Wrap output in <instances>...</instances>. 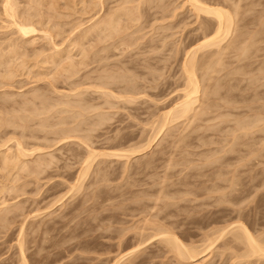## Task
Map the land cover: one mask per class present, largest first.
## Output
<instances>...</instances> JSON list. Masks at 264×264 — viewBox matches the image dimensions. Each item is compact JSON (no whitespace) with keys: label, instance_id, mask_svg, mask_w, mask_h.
<instances>
[{"label":"rangeland","instance_id":"374dc122","mask_svg":"<svg viewBox=\"0 0 264 264\" xmlns=\"http://www.w3.org/2000/svg\"><path fill=\"white\" fill-rule=\"evenodd\" d=\"M98 1L10 0V7L14 5L11 20L2 10L6 0H0V122H13L0 125V152L16 156L17 145L22 143L25 152L34 150L32 155L28 151L32 157L25 158V153L21 169L11 174L2 169L0 160V264H114L123 256L120 264H264L263 257L247 255L246 245L232 235L231 229L240 222L264 245V0H203L231 12L232 34L221 44L223 51L212 48L198 53L203 66H197L201 67L197 70L200 96L195 107L202 118L192 113L197 120L193 115L188 121L173 120L161 135L156 131L159 124L165 123L164 114L184 94L185 53L212 26L198 20L189 6L183 8L184 0H135L131 6L139 5L141 19L134 23L126 17L121 23L126 29L120 33L127 35L132 46L121 45L125 36L121 38L120 34L116 36L120 39L110 36L111 40L107 32L92 33L83 40V49H89L90 55L84 60L80 46L74 48L73 43L94 24V19L107 15L123 0H102V9L99 4L90 7V2ZM28 14L34 15L35 27L41 31L34 44L31 40L22 43L15 26L12 28L11 21H20ZM54 24L62 33L49 40L42 31H52ZM116 39L120 43H113ZM228 44L230 47L225 48ZM10 49L16 51L11 54ZM57 50L71 53L72 62H86L85 66L77 64L79 75L70 78L61 70L70 63L64 53L57 60L61 65L58 68L36 65ZM217 52L221 53L214 54ZM40 54L45 55L36 57ZM205 54L214 57L204 58ZM22 60L25 69L20 66ZM13 67L18 74L8 83L3 77ZM44 71L46 76H38L37 72ZM126 88L134 89L136 95L121 92ZM104 92H114L115 99ZM128 96L136 101L129 103L125 100ZM100 115L106 118L102 121ZM72 126L85 133L73 132ZM63 130L73 133H69L72 137L68 141L60 142ZM123 134L127 138L122 139ZM155 136H159L157 141L148 147ZM83 142L89 146L87 149L101 152L146 146L147 150L140 149L141 153L132 156L130 162L96 157L82 182L78 176L88 155ZM164 229L187 247H197L201 257L196 261L179 258L170 244L158 237ZM222 229L227 233L218 239L216 231ZM208 239L215 241L212 250L208 248L211 251L205 250L211 246L206 244H210ZM137 246L142 247L136 251Z\"/></svg>","mask_w":264,"mask_h":264},{"label":"bare ground","instance_id":"6f19581e","mask_svg":"<svg viewBox=\"0 0 264 264\" xmlns=\"http://www.w3.org/2000/svg\"><path fill=\"white\" fill-rule=\"evenodd\" d=\"M9 2H10V0H8ZM7 0H6V4H4V9H2V10H5L4 12L6 13V17L7 16H9V18L12 20V17H13V15H11L12 14V12H13V7H14V5H13V7L11 8L10 6V3H12V2H10L9 4L7 3L8 2ZM33 1V0H32ZM37 1V0H36ZM48 1V0H47ZM97 1V0H96ZM35 2V1H34ZM33 2V3H34ZM46 2V1H45ZM99 3H95V2H90V7L91 6H97V4H99L100 5V7L101 6H104V2L102 1V0H99L98 1ZM121 2V3H120ZM134 2H135V0H123V1H119V5H118V7L117 8H115V9H110L109 10V12L107 13V15H103V17H101L99 20H95L94 18V24L90 27V28H88L86 31H85V33L83 34V36H80V38H77V40L73 43L74 44V48H75V46H80L78 49L80 50V53L82 54V58L85 60L86 58H88L87 56L89 55L88 53V51H89V49L88 50H85V49H83L84 47H83V40L85 41V39H88V35H92V33H96V32H98V34H100L101 35V32H107V36L108 37H110V36H112V37H114L115 36V38H117V39H120V37H116V36H118L122 31L121 30H123V29H126L125 27V25H123V26H121V23L122 22H124L123 21V19H126V17L129 19H127L128 20V22L129 21H131V22H139V20L141 19V17L139 18V10H140V8H139V5H137V7H132L133 5L132 4H134ZM3 3H5V2H3ZM24 3V2H23ZM27 3V2H26ZM29 4L31 3L30 1L28 2ZM27 3V4H28ZM32 3V5H35V4H33ZM36 3V2H35ZM41 3H43V2H41ZM41 3H40V5H41ZM54 3V2H53ZM141 3V2H140ZM37 5H38V3H36ZM44 4V3H43ZM49 4V3H48ZM86 4V3H85ZM115 4H116V2H115ZM26 5V4H25ZM132 5V6H131ZM141 5V4H140ZM31 6V5H30ZM46 6V5H45ZM83 6H84V3H83ZM186 6H189L190 7V9H191V11L195 14V16H196V18L198 19V20H202L204 23H207L208 24V26L210 25V26H212V28H210V30L209 31H206L203 35V38L202 37H200V38H202V40H199L200 42L195 46V47H193L192 49H188L187 50V52L185 53V57H184V59H183V63H182V71H183V74H184V77H185V88L183 89L184 90V94L182 95V97L180 98V100H179V102H177V104L175 105V107L174 108H172V110H170V111H168V113H166V114H164L165 115V117L167 118L166 120L167 121H165V117H163V125L161 126L160 124H159V126L160 127H158L159 128V130H158V128L156 129V130H158V131H156L157 132V134L156 135H161L162 134V131L163 130H165L164 128L166 127V126H168V123L169 122H171L172 123V121L173 120H178V119H180L181 121L185 118V119H187L189 116H191V115H193L194 116V114H192V113H195V114H197V115H195L194 117L196 118V116H197V118L198 117H201V116H199V114H200V110L198 109V113L196 112L197 111V107H195V106H197L196 105V103H197V101L199 100V98H198V96H200L199 95V93H200V84H199V79H198V76H197V70L199 69H197V66H198V63H200V61H199V59H197V56H198V53L200 54V53H203V52H206V51H204V50H211L212 48H217V51L219 50V51H223V49L221 48V44L224 42L225 43V41L227 40V38L229 37V35L230 34H232V26H233V21H234V17H233V15L231 14V12H229V10H227V9H225V8H223V7H220V6H212V5H208L207 3H204L203 2V0H184V4H183V8L184 7H186ZM29 7V6H28ZM32 7V6H31ZM39 7V6H38ZM43 7V6H42ZM53 7H54V5H53ZM15 8H16V6H15ZM18 9H19V7H17ZM50 8H51V6H50ZM180 8V7H179ZM13 9V10H12ZM33 9V8H32ZM49 9V8H48ZM95 9V8H94ZM94 9H90L91 11H95ZM101 9H102V7H101ZM104 9V8H103ZM39 10V9H38ZM42 10V9H41ZM47 10V9H46ZM88 10H89V6H88ZM100 10V9H99ZM136 12H135V11ZM16 11V10H15ZM22 11V10H21ZM28 11V10H27ZM32 11V10H31ZM37 11V10H36ZM84 11V10H83ZM103 11V10H102ZM3 12V14H5ZM11 12V13H10ZM20 12V11H19ZM38 12V11H37ZM53 12H55V11H53ZM87 12V11H86ZM85 12V13H86ZM98 13H99V11H97ZM139 12V13H138ZM14 13V12H13ZM25 13V12H24ZM23 13V14H24ZM93 13V12H92ZM136 13H137V15H136ZM18 14V13H17ZM21 14V13H20ZM33 14V13H32ZM37 14V13H36ZM40 14V13H39ZM67 14V13H66ZM142 14V13H141ZM14 15H16V14H14ZM29 15V14H28ZM21 16V19H20V21L18 20V21H15L14 19V21H11L12 22V28H13V26H15L14 28L16 29V32H17V35H20L21 37V39H22V43H24V44H26V43H28L30 40L32 41L30 44H34L33 42L35 41V36L37 35V33L39 32L37 29H36V25H35V20H33L34 19V15H29V16ZM41 15V14H40ZM99 15V14H98ZM101 15V14H100ZM18 16V15H17ZM42 16V15H41ZM53 16V15H52ZM95 16V15H94ZM15 17V16H14ZM19 17V16H18ZM38 17H40L39 15H38ZM37 17V18H38ZM64 17H66V16H64ZM98 17V16H97ZM125 17V18H124ZM173 17V16H172ZM17 18V17H16ZM35 18H36V15H35ZM42 18V17H41ZM48 18H50V17H48ZM55 18H57V17H55ZM60 18V17H59ZM5 19V18H4ZM8 19V18H7ZM10 19H8V20H10ZM43 19H44V16H43ZM6 20V19H5ZM17 20V19H16ZM41 21H42V19H40ZM55 20V19H54ZM127 20H125V21H127ZM174 20V19H173ZM39 21V20H38ZM40 21V22H41ZM45 21V20H44ZM59 21V20H58ZM96 21V22H95ZM7 22H9V21H7ZM11 22H9V23H11ZM14 22V23H13ZM39 22V23H40ZM49 22V21H48ZM127 22V23H128ZM130 22V23H131ZM56 23V22H55ZM198 23V22H197ZM211 23H213V24H211ZM38 24V23H37ZM50 24V23H49ZM53 24V23H52ZM58 24V23H57ZM125 24V23H124ZM132 24V23H131ZM131 24H129V25H131ZM139 24V23H138ZM203 24V23H202ZM207 24H206V26H207ZM60 25V24H59ZM76 25V24H75ZM83 25V24H82ZM133 25V24H132ZM41 26V25H40ZM54 26H55V24H54ZM77 26H79L80 27V25H77ZM128 26V25H127ZM205 25H204V27H203V29L206 27ZM3 27V26H2ZM9 28H11V26H8ZM60 27V26H59ZM62 27V26H61ZM129 27V26H128ZM54 28H58V27H54ZM54 28L52 29V31H51V29H50V32L49 31H42V33H44V34H46V36L45 37H50L49 38V40H54L55 39V37L56 36H60V34L62 33L61 32V30H59V28L55 31L54 30ZM73 28H74V26H73ZM6 29V28H5ZM76 29V28H75ZM132 29V28H131ZM206 29H208V28H206ZM14 30V29H13ZM54 30V31H53ZM77 30V29H76ZM129 30V29H128ZM236 30H238V29H236ZM15 31V30H14ZM80 31H82V30H80ZM84 31V30H83ZM124 31V30H123ZM127 31V30H126ZM125 31V32H126ZM130 31V30H129ZM203 31H205V29L203 30ZM203 31H202V33H203ZM41 32V31H40ZM39 32V33H40ZM74 32H75V30H74ZM73 32V33H74ZM100 32V33H99ZM38 33V34H39ZM127 33V32H126ZM134 33V32H133ZM238 32H236V34H237ZM125 34V33H124ZM122 35V36H127L126 34L125 35ZM245 34V33H244ZM106 35V34H105ZM119 36H121V34L119 35ZM122 36H121V38H122ZM241 36H243V35H241ZM245 36V35H244ZM44 37V36H43ZM44 37V38H45ZM99 38H100V36H98ZM101 37H105V36H101ZM107 37V38H108ZM124 37V38H125ZM235 37H238V35L237 36H235ZM234 37V38H235ZM240 37V36H239ZM19 38V39H20ZM124 38H122V41H121V45H125V46H127V47H130V46H132L129 42H128V39H127V37L125 38V39H127V41L124 39ZM129 38H130V36H129ZM247 38H249V37H247ZM105 39H106V37H105ZM109 39H111L112 40V38L110 37ZM114 39V38H113ZM116 39V40H117ZM124 39V40H123ZM237 39V38H236ZM235 39V40H236ZM48 40V39H47ZM102 40V39H101ZM238 40H240L239 38H238ZM243 40V39H242ZM245 40V39H244ZM247 40V39H246ZM15 41V40H14ZM72 41V40H71ZM105 41V40H104ZM106 41H107V39H106ZM232 41V40H231ZM231 41L229 42V44H231ZM3 42V41H2ZM98 42H100V40L98 41ZM102 42V41H101ZM114 42H118V40L117 41H113V43ZM233 42V41H232ZM243 42V41H242ZM245 43H246V41H244ZM6 43V42H5ZM16 43V42H15ZM19 43V42H18ZM21 43V44H22ZM118 43H120V41L118 42ZM223 43V44H224ZM236 43V42H235ZM240 43V42H239ZM11 44V43H10ZM20 44V43H19ZM71 44V43H70ZM72 44V45H73ZM85 44V43H84ZM117 44V43H116ZM133 44V43H132ZM229 44H228V46L227 47H225V48H229L230 46H229ZM237 44H238V41H237ZM241 44V43H240ZM2 45V44H1ZM0 45V47H2ZM7 45V44H6ZM15 44H13L12 43V46H14ZM54 45V44H53ZM118 45V44H117ZM117 45H114V48L116 47L117 48ZM123 45V46H124ZM239 45V44H238ZM17 46V45H16ZM16 46H14L15 48H16ZM22 46V45H21ZM113 46V45H112ZM11 48V47H10ZM14 48V49H15ZM61 48V47H60ZM72 48V47H71ZM93 48H94V46H93ZM8 49H9V47H8ZM17 49H18V47H17ZM22 49V48H21ZM20 49V50H21ZM24 49V48H23ZM22 49V50H23ZM12 49H10V52H11V54H12V52H13V50L11 51ZM19 50V49H18ZM17 50V51H18ZM229 50V49H228ZM1 51H2V49H1ZM8 51V50H7ZM6 51V52H7ZM16 51V50H15ZM14 51V52H15ZM34 51V50H33ZM54 51V50H53ZM67 51V50H66ZM73 51V50H72ZM103 51H104V48H103ZM214 51V50H213ZM225 51H227V50H225ZM224 51V52H225ZM9 52V51H8ZM13 52V53H14ZM23 52H24V50H23ZM209 52V51H208ZM207 52V53H208ZM212 52V51H211ZM3 53V52H2ZM62 53H64L63 51H60V50H57V51H55V53L54 54H52V55H48V57L47 56H42V54H40V56H37L36 55V57H38V58H40L41 56L43 57L38 63L39 64H37L36 63V65H40V63H41V65L42 64H50L51 66H56L57 68L59 67V66H61L58 62H57V60H58V58L60 59V57H62ZM73 53V52H72ZM218 53H221V52H217V53H214V54H218ZM15 54H17V53H15ZM19 54V53H18ZM24 55L25 54H27V53H23ZM23 54H19L20 56L21 55H23ZM71 53H69V52H67V54H63V55H65V57H67V60H68V62H70L68 65L66 64V66L64 67V65L62 66V67H64V69L61 67V70L62 71H64L66 74H68V76H69V74H70V78H72V77H74L79 71H80V69L79 70H76V66H77V64H80V66H85V64L84 63H86L85 61H83V59H82V62H78V63H75L74 61H75V59H74V61L72 62V58H71V55H70ZM90 54H92V53H90ZM208 54H210V52L208 53ZM8 55V54H7ZM18 55V56H19ZM207 54H205V57L204 56H201V57H204V58H207V56H209L210 58L211 57H214V55H207ZM222 55V54H221ZM9 56V55H8ZM12 56V55H11ZM10 56V57H11ZM90 56V55H89ZM3 57V56H2ZM4 57H7V56H4ZM30 57V56H29ZM74 57V56H73ZM13 58V57H12ZM12 58H11V60H12ZM16 58V57H15ZM22 58V57H21ZM20 58V59H21ZM0 59H3V58H0ZM202 59V58H201ZM200 59V60H201ZM215 59H217V58H215ZM10 60V61H11ZM16 60V59H15ZM24 60V59H23ZM23 60H22V62H23ZM66 60V59H65ZM208 60V59H207ZM219 60V59H218ZM221 60V59H220ZM78 61V60H77ZM202 61V60H201ZM206 61V60H205ZM210 61V60H209ZM7 62V61H6ZM20 62V61H19ZM28 62V61H27ZM33 62H34V60H33ZM66 62V61H65ZM68 62H66V63H68ZM84 62V63H83ZM220 62V61H219ZM15 63V62H14ZM73 63H75L76 65H74ZM83 63V64H82ZM208 63V62H207ZM212 63H213V61H212ZM1 64H3L2 63V60H1ZM201 64H203V63H200V66H203V65H201ZM204 64H206V63H204ZM216 64V63H215ZM6 65V64H5ZM9 65H10V63H9ZM14 65V64H13ZM18 65V64H17ZM34 65V64H33ZM87 65V64H86ZM207 65V64H206ZM20 66H22V68L23 69H25V67L27 66L26 65V63L25 62H23V64L22 65H20ZM19 65H18V68L20 67ZM7 67H9L8 65H7ZM16 67V66H15ZM44 67V66H43ZM205 67V66H204ZM34 68V67H33ZM37 68V67H36ZM10 69H12L11 67H10ZM200 69H201V67H200ZM199 69V70H200ZM7 70V69H6ZM5 70V71H6ZM18 70V69H17ZM210 70V69H209ZM19 71V70H18ZM32 71V70H31ZM57 71V70H56ZM7 73H5L6 75H4V79L5 78H7V80L9 81L10 79H12L13 77H15V73L17 72V71H14V67H13V70H9V71H6ZM48 72V71H47ZM212 72H214V71H212ZM211 72V73H212ZM2 74V73H1ZM4 74V73H3ZM17 74H18V72H17ZM37 74H38V76H46L47 74L45 73V71L44 72H37ZM80 74V72L78 73V75ZM49 75H51V74H49ZM54 75V74H53ZM3 76V75H2ZM35 76V75H34ZM77 76V75H76ZM75 76V77H76ZM54 77V76H53ZM68 77V79H70ZM1 78V77H0ZM38 78V77H37ZM211 77H209V79H210ZM2 79V78H1ZM14 79V78H13ZM12 79V80H13ZM39 79V78H38ZM49 79V78H48ZM47 79V80H48ZM201 79V78H200ZM205 79V78H204ZM208 79V78H207ZM3 80V79H2ZM1 80V81H2ZM6 80V79H5ZM42 80V79H41ZM209 81V80H208ZM54 82V81H53ZM201 82V81H200ZM2 83H4V82H2ZM8 83H11L10 81L8 82ZM111 84V83H110ZM1 85V84H0ZM112 85V84H111ZM2 86V85H1ZM104 86V85H103ZM108 86V85H107ZM100 87H101V85H100ZM117 87V86H116ZM115 87V88H116ZM103 88V87H102ZM109 88H112V87H110V85H109ZM122 88V87H121ZM133 88V87H132ZM202 88V87H201ZM112 89H114V88H112ZM118 89H120V88H118ZM102 90V89H101ZM134 90V89H133ZM132 89H125L124 91L122 90L121 92H123L124 94H132L133 95V93H135L134 95H136V91L134 92ZM206 90V89H205ZM205 90H203V91H205ZM208 90V89H207ZM99 91V90H98ZM103 91V90H102ZM111 91V90H110ZM116 91H117V89H116ZM115 91V92H116ZM79 92V91H78ZM79 94V93H78ZM103 94V93H102ZM203 94V93H202ZM103 95H105V96H108V95H110V97H111V95H112V97L114 96V92H110V94H108L107 95V93H105L104 92V94ZM131 95V96H132ZM78 96V95H77ZM119 96V95H118ZM202 96H204V94L202 95ZM2 97V96H1ZM45 97V96H44ZM104 97V96H103ZM111 97V98H112ZM115 97L116 96H114L113 98L115 99ZM124 96H122V97H120V98H123ZM126 97V96H125ZM129 97V96H128ZM108 99H106V100H109V97H107ZM38 99V98H37ZM4 100V99H3ZM45 100H47V99H45ZM112 100V99H111ZM117 100H119V99H117ZM126 101H128L129 103H132L133 101H136V100H134V98L133 97H129V98H126L125 99ZM124 100V101H125ZM44 101V100H43ZM42 101V102H43ZM123 101V100H122ZM202 101V100H201ZM200 102V101H199ZM46 103V102H45ZM108 103V102H107ZM126 103V102H125ZM204 103V102H203ZM63 104V103H62ZM62 104H60V105H62ZM133 104V103H132ZM26 105V104H25ZM44 105H47V103L46 104H44ZM64 105V104H63ZM65 105L66 106H68L66 103H65ZM208 105V104H207ZM114 106V105H113ZM45 107H47V106H45ZM62 107V106H61ZM71 107V106H70ZM73 107V106H72ZM7 108V107H6ZM40 108V107H39ZM41 108H44V106L43 107H41ZM51 108V107H50ZM67 108V107H66ZM65 108V109H66ZM73 108H75V107H73ZM81 108V107H80ZM44 109H47V108H44ZM203 108H201V110H202ZM37 110V109H36ZM49 110V109H48ZM43 111V110H42ZM65 111V110H64ZM68 111V110H67ZM72 111V110H71ZM70 111V112H71ZM34 112V111H33ZM47 112H49V111H46V113ZM69 112V111H68ZM202 112H204V111H202ZM207 112H208V110H207ZM29 113V112H28ZM51 113V112H50ZM49 113V114H50ZM65 113H66V111H65ZM73 113V112H72ZM75 113V112H74ZM73 113V114H74ZM77 113V112H76ZM5 114V113H4ZM33 114H35V113H33ZM41 114V113H40ZM55 114V113H54ZM100 114H102L101 112H100ZM202 114H204V113H202ZM201 114V115H202ZM8 115V114H7ZM32 115V114H31ZM80 115H82V114H79V117H80ZM84 115H85V113H84ZM104 115V114H103ZM107 115V114H106ZM105 115V116H106ZM42 116V115H41ZM66 116V115H65ZM69 116V115H68ZM89 116V115H88ZM108 116V115H107ZM205 116V115H204ZM0 117H1V114H0ZM8 117V116H7ZM11 117V116H10ZM31 117V116H30ZM44 117H45V115H44ZM67 117V116H66ZM99 117H101V115L99 116ZM94 118V117H93ZM104 118H106V117H104ZM103 117H101V120L102 119H104ZM189 118H192V117H189ZM197 118H196V120H197ZM202 118V117H201ZM40 119V118H39ZM44 119V118H43ZM62 119H63V116H62ZM80 119V118H79ZM78 119V120H79ZM86 119V118H85ZM162 119V118H161ZM193 119V118H192ZM192 119H190V120H192ZM10 119H8V121H9ZM22 120V119H21ZM27 120V119H26ZM66 120V119H65ZM78 120H76V122L78 121ZM80 120H82V119H80ZM107 120V119H106ZM106 120H104V121H106ZM111 120V119H110ZM180 120H179V122H180ZM189 119H187V121H188ZM203 120V119H202ZM1 121H3V120H1ZM6 121V120H5ZM3 121V122H0V125L3 123V125H1V126H5V124H7L8 122L6 121ZM12 121V120H11ZM11 121H9L10 123H8V124H13V122H11ZM45 121V120H44ZM48 121V120H47ZM87 121V120H86ZM86 121H85V123H86ZM98 121V120H97ZM103 121V120H102ZM102 121H98V122H102ZM158 121V120H157ZM15 122V121H14ZM25 122V121H24ZM28 122V121H27ZM76 122H74V123H76ZM83 122V121H82ZM184 122V121H183ZM192 122H193V120H192ZM19 123V122H18ZM17 123V124H18ZM40 123V122H39ZM45 123H47L46 121H45ZM92 123V122H91ZM105 124H106V122H104ZM104 123H101V124H104ZM155 123V122H154ZM161 123V122H160ZM171 123H169V125L171 124ZM178 123V122H177ZM15 124V123H14ZM42 124V123H41ZM78 124H80V126H82V123H77L76 125L78 126ZM94 124L95 123H93V127H94ZM98 124V123H97ZM104 124V125H105ZM162 124V123H161ZM176 124V123H175ZM187 124V123H186ZM192 124V123H191ZM40 125V124H39ZM48 125H50V124H48ZM47 125V126H48ZM63 125V124H62ZM65 125V124H64ZM71 125V124H70ZM85 125H88V124H85ZM104 125H103V127H104ZM107 125V124H106ZM152 125V124H151ZM155 125H157V124H155ZM178 125V124H177ZM15 126V125H14ZM17 126V125H16ZM43 126H45L44 125V123H43ZM43 126H41V127H43ZM77 126H76V128H77ZM80 126H78L79 128H82V127H80ZM90 126V125H89ZM98 125H96V127H97ZM101 126V125H100ZM100 126H98V128L100 127ZM172 126V125H171ZM191 126V125H190ZM13 127V126H12ZM25 127V126H24ZM46 127V126H45ZM55 127H56V125H55ZM72 127H74V126H72ZM88 127V126H87ZM91 127H92V125H91ZM95 127V128H96ZM102 127V126H101ZM153 127H155V126H153ZM153 127L151 128V130H154L153 129ZM189 127V126H188ZM1 128L2 127H0V130H1ZM5 128H8V127H5ZM26 128V127H25ZM27 128H28V126H27ZM30 128V127H29ZM37 128V127H36ZM48 128V127H47ZM58 128V127H57ZM247 128V127H246ZM15 129V128H14ZM66 129V128H65ZM100 129V128H99ZM103 129V128H102ZM171 129V128H170ZM188 129V128H187ZM55 130V129H54ZM61 130V129H60ZM66 130H68V129H66ZM73 132H76V133H79V131H82L83 132V130L84 129H76V131H75V127H74V129H71ZM65 131V130H63V131H65V133H64V135H63V133H60L59 131H58V134L60 133V135L62 134V136H60V137H62V140H60V142L61 141H63V140H67L68 138H70V137H72V134H71V136L69 135V133H71L72 131ZM169 130V129H168ZM62 131V132H63ZM89 131V130H88ZM93 131V130H92ZM1 132V131H0ZM57 132V131H56ZM72 132V133H73ZM87 132V131H86ZM97 132V131H96ZM15 133V132H14ZM84 133H85V130H84ZM89 133V132H88ZM92 133H95V131L94 132H92ZM110 133V132H109ZM159 133H161V134H159ZM15 135V134H14ZM85 135V134H84ZM3 136V135H2ZM73 136H75V135H73ZM83 136V135H82ZM91 136V135H90ZM123 136V138L122 139H125V138H127L126 136H125V134H123L122 135ZM151 136V135H150ZM153 136H154V133H153ZM11 137V136H10ZM75 137H77V135L75 136ZM78 137H80V136H78ZM157 137H159V136H155V137H153V140H151L150 141V139H149V143H147L148 145V147H150V146H152L151 144H155V140L156 139H158ZM83 138V137H82ZM117 138V137H116ZM150 138H152V137H150ZM183 138V137H182ZM59 139V138H58ZM57 139V140H58ZM61 139V138H60ZM80 139V138H79ZM132 139V138H131ZM8 140V139H7ZM10 140V139H9ZM70 140V139H69ZM80 140H84V139H80ZM116 140V139H115ZM117 140H118V138H117ZM12 141V140H11ZM10 141V142H11ZM24 141V140H23ZM68 141V140H67ZM87 141V140H86ZM157 141V140H156ZM180 141V140H179ZM8 142V141H7ZM17 142V141H16ZM63 142H65V141H63ZM80 142H82V141H80ZM90 142V141H89ZM3 143V142H2ZM84 143V142H83ZM126 143V142H125ZM16 144V143H15ZM23 144V143H22ZM22 144H18L17 145V151L16 152H18V150H19V152H18V154L16 153V156H12V154H11V156L10 155H8L6 152H0V154H1V158H0V160H1V163H2V169H4V171L5 170H8V173H12V171H14L16 168H19V166L21 167L22 165H20V164H22V162L24 161L23 160V158L25 157V153L27 154V157H25V158H28V155H30L29 154V152H31V155H32V152H34V150L33 151H31V149H30V151L28 152L27 150H26V152H25V150H23L22 148H24V147H22L23 145ZM88 144V143H87ZM121 144V143H120ZM20 145H22V146H20ZM82 145H84V146H86L85 148L87 149V147H89L88 145H86L85 143L84 144H82ZM139 146V145H138ZM147 146H146V148H144V147H136V149L134 148V149H126V150H122V151H105V152H101V151H97V150H94V149H87L88 151H87V154L88 155H85V157H86V159L84 160V162L82 163L83 165L81 166V170H80V173H79V181H82L83 182V180L82 179H84L83 177H85L86 175H88V174H86L87 172H88V170H89V168H92V167H90L91 165H92V163H93V160L94 159H96V157L97 158H102V157H106V158H108V159H117V160H120L121 161V159H125L126 161H128V162H130V160L132 159V156H135V155H138V154H140L141 153V150H142V152H144L145 150H147ZM21 147V148H20ZM11 147H9V149H10ZM15 148V147H14ZM92 148H93V146H92ZM138 148V149H137ZM143 148V149H142ZM25 149V148H24ZM34 149V148H33ZM37 149V148H36ZM40 149V148H39ZM38 149V150H39ZM96 149V148H95ZM141 149V150H140ZM12 150V149H11ZM38 150H36V151H38ZM8 151V150H7ZM35 151V152H36ZM40 151V150H39ZM6 153V154H5ZM37 153V152H36ZM143 154V153H142ZM30 155V157H32ZM33 156H34V154H33ZM84 157V158H85ZM21 159H22V162H21ZM37 159V158H36ZM38 159H40V158H38ZM46 159V158H45ZM26 160V159H25ZM97 160V159H96ZM125 160H122V161H125ZM34 160H32V162H33ZM37 161V160H36ZM48 161V160H47ZM54 161V160H53ZM43 162V161H42ZM50 162V161H49ZM49 162H47V164L49 163ZM81 162H82V160H81ZM128 162H126V163H128ZM210 162V161H209ZM26 163V162H25ZM36 163V165L39 163V162H35ZM34 163V164H35ZM50 163H53V162H50ZM24 164V163H23ZM27 165H28V163H26ZM32 164V163H31ZM34 164H33V166H34ZM45 164H46V162H45ZM30 165V164H29ZM44 165V164H43ZM42 165V166H43ZM51 165V164H50ZM1 166V165H0ZM38 166H40L39 164H38ZM38 166H36V167H38ZM46 166H48V165H45V167ZM93 166V165H92ZM166 166V165H165ZM24 167V166H23ZM22 167V168H23ZM26 168H27V166H25ZM50 167V166H49ZM1 168V167H0ZM30 168H32V167H30ZM19 169H21V168H19ZM19 169H18V171H19ZM33 169H34V167H33ZM40 169H41V167H40ZM46 169V168H45ZM17 170V169H16ZM15 170V171H16ZM25 170V169H24ZM23 170V171H24ZM27 170V169H26ZM25 170V171H26ZM29 170V169H28ZM35 170V169H34ZM47 170V169H46ZM1 171V170H0ZM10 171V172H9ZM40 171H42V170H40ZM40 171H39V173H40ZM221 171V170H220ZM2 173H3V171H1ZM33 171H31V173H32ZM35 172H36V170H35ZM38 172V171H37ZM28 173H29V171H28ZM41 173H43V172H41ZM33 174H35V173H33ZM20 176V175H19ZM31 176V175H30ZM164 176H166V175H164ZM17 177V176H16ZM8 178V177H7ZM166 180V179H165ZM77 182V184L78 183H80V182ZM231 181V180H230ZM79 185V184H78ZM12 186V185H11ZM15 186V185H14ZM26 186V185H25ZM215 186H218V185H215ZM214 186V187H215ZM2 188V187H1ZM76 188V187H75ZM211 188V187H210ZM218 188H220V185H219V187H217L216 189H218ZM233 188V187H232ZM7 189V188H6ZM5 189V190H6ZM9 189V188H8ZM14 189V188H13ZM16 189V188H15ZM24 189V188H23ZM215 189V188H214ZM70 190H72L71 188H70ZM2 191V190H1ZM211 191V190H210ZM13 192V191H12ZM23 192V191H22ZM161 190H160V192H158V194L160 193L161 194ZM213 192V191H212ZM217 192V191H216ZM163 195V194H162ZM161 195V196H162ZM165 195V194H164ZM216 196V195H215ZM157 198H160L159 196L157 197ZM169 198V197H168ZM158 200V199H157ZM226 201V200H225ZM55 202V201H54ZM157 202V201H156ZM6 204V203H5ZM4 204V205H5ZM3 205V207H5ZM9 205V204H8ZM8 205H6V206H8ZM11 206V205H10ZM17 206V205H16ZM156 206V205H155ZM12 207V206H11ZM18 208H19V206H18ZM154 208V207H153ZM6 209V208H5ZM14 210V209H13ZM3 211V210H2ZM10 211V210H9ZM12 211V210H11ZM13 212V211H12ZM152 214V213H151ZM1 221V220H0ZM3 221V220H2ZM225 228H227L228 229V227H225ZM161 229H163V228H161ZM233 231H234V234H232V235H235V238L237 239V240H239V241H241V243L243 242L246 246L245 247H247L246 248V250L248 251V253H247V255L248 254H251L250 256H251V258H254L253 256H255V258H257V256L258 257H263V259H264V245L263 244H261L260 243V241L257 239V238H255L254 236H253V234L248 230V228L244 225V224H242V223H237L236 225H233V228H231ZM165 231H162L161 230V233H160V235L159 234H157L158 235V237L162 240L163 239V242L165 241V242H167V244L169 243L170 245H169V247L171 246V248H172V250L174 249L175 250V252L177 253H175L176 255H178V257L179 258H182V259H190L191 261H196V259H198L199 257H201V255H199L198 256V254L196 253V251H197V247H196V250H195V248L193 247V248H190V247H187L181 240H180V238H178L173 232H170V231H166L167 229H164ZM228 232L229 231H231V230H227ZM233 231H231V232H233ZM217 233V238L218 237H220L221 238V236H225L226 234H225V229H222V230H220V231H216ZM230 232V233H231ZM227 233V232H226ZM215 234V233H214ZM213 235V234H212ZM211 236V235H210ZM214 236V235H213ZM216 236V235H215ZM214 236V237H215ZM223 236V237H224ZM234 237V236H233ZM211 238V237H210ZM261 238V237H260ZM215 239H216V237H215ZM219 239V238H218ZM234 239V238H233ZM235 239V240H236ZM234 240V241H235ZM207 241H210V244L209 243H207L206 242V244L207 245H211V246H209V247H207L205 250H210V249H208V248H211L212 247V244L215 242L214 240L212 241L211 239H208ZM164 242V243H165ZM240 243V244H241ZM242 243V244H243ZM20 244H22V243H20ZM215 244V243H214ZM143 245V244H142ZM148 245V244H147ZM146 245V246H147ZM206 245V246H207ZM205 246V247H206ZM138 247V246H137ZM142 246H140V247H138V248H136V251L137 250H139V248H141ZM23 249V248H22ZM134 250V249H133ZM171 250V251H172ZM203 250V249H202ZM211 250H212V248H211ZM210 250V251H211ZM245 250V251H246ZM20 251V250H19ZM198 251H199V249H198ZM21 253V252H20ZM132 253H135V251H132ZM137 253V252H136ZM23 254H25V252L23 253ZM129 254H131V253H129ZM20 255V254H19ZM204 256H205V254H203ZM243 255V254H242ZM244 255H246V253H244ZM246 255V256H247ZM253 255V256H252ZM23 256H25V255H23ZM22 256V258H25V257H23ZM241 256V255H240ZM249 256V255H248ZM249 256V257H250ZM239 257V256H238ZM242 257H244L245 258V256H242ZM125 258V256H123V257H121V258H119L118 260H116L115 261V263L114 264H120L121 263V261L123 260ZM247 259H248V257H247ZM23 260H25V259H23ZM242 260V259H241ZM246 260V259H245ZM261 260V259H260ZM23 262V261H22ZM26 261H24L23 263H25ZM25 264H27V263H25Z\"/></svg>","mask_w":264,"mask_h":264}]
</instances>
